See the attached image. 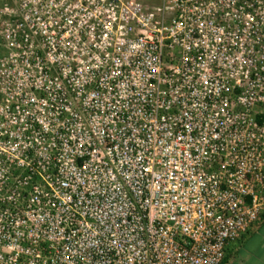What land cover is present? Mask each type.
Returning <instances> with one entry per match:
<instances>
[{
  "label": "built area",
  "instance_id": "obj_1",
  "mask_svg": "<svg viewBox=\"0 0 264 264\" xmlns=\"http://www.w3.org/2000/svg\"><path fill=\"white\" fill-rule=\"evenodd\" d=\"M264 215V0H0V264H222Z\"/></svg>",
  "mask_w": 264,
  "mask_h": 264
},
{
  "label": "crops",
  "instance_id": "obj_2",
  "mask_svg": "<svg viewBox=\"0 0 264 264\" xmlns=\"http://www.w3.org/2000/svg\"><path fill=\"white\" fill-rule=\"evenodd\" d=\"M255 236L260 238L257 244L253 241ZM258 249H264V215L248 234L231 246L227 253L226 264L250 263L255 254H258L259 257H256L254 262L250 264H264V253H258Z\"/></svg>",
  "mask_w": 264,
  "mask_h": 264
},
{
  "label": "rangeland",
  "instance_id": "obj_3",
  "mask_svg": "<svg viewBox=\"0 0 264 264\" xmlns=\"http://www.w3.org/2000/svg\"><path fill=\"white\" fill-rule=\"evenodd\" d=\"M259 239H260V238H259L258 236H255V237L253 238V241L257 244V243L259 242ZM259 252H260V253H264V249H262V250H261V249H258V253H259ZM256 253H257V252H256ZM256 257H259L258 254H255V257L252 256V260L250 261V263H253V262H254V259H255ZM226 263H227V261H226ZM226 263H225V264H226ZM250 263H247V264H250Z\"/></svg>",
  "mask_w": 264,
  "mask_h": 264
},
{
  "label": "trees",
  "instance_id": "obj_4",
  "mask_svg": "<svg viewBox=\"0 0 264 264\" xmlns=\"http://www.w3.org/2000/svg\"><path fill=\"white\" fill-rule=\"evenodd\" d=\"M226 260H227V257L224 259L223 263L222 264H225L226 263Z\"/></svg>",
  "mask_w": 264,
  "mask_h": 264
}]
</instances>
